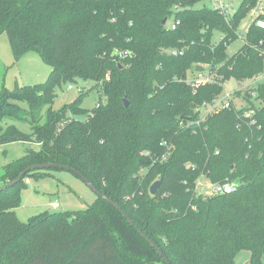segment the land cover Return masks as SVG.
Here are the masks:
<instances>
[{"label": "trees", "instance_id": "trees-1", "mask_svg": "<svg viewBox=\"0 0 264 264\" xmlns=\"http://www.w3.org/2000/svg\"><path fill=\"white\" fill-rule=\"evenodd\" d=\"M199 1L205 0H0V35L8 34L15 60L35 51L51 67L45 83L0 90V146H40L4 165L1 180L37 163L66 164L119 203L172 264H235L242 250L251 252L250 264H264V80L235 90L246 105L202 109L227 80L241 87L264 72V27L256 24L264 13L228 52L261 0H241L229 19L209 4L195 8ZM170 17L177 28L167 27ZM203 63L214 81L194 91L189 72L201 73L196 67ZM79 80L91 82L98 104L84 106L82 94L40 124L58 90ZM68 109L86 115L77 119ZM48 174L34 169L0 191V264H166L98 195L85 209L17 218L19 185ZM204 174L239 182L231 193L203 195L196 181ZM117 236L130 258L120 253Z\"/></svg>", "mask_w": 264, "mask_h": 264}, {"label": "rangeland", "instance_id": "rangeland-1", "mask_svg": "<svg viewBox=\"0 0 264 264\" xmlns=\"http://www.w3.org/2000/svg\"><path fill=\"white\" fill-rule=\"evenodd\" d=\"M233 1V7L237 8L241 0ZM203 4H211L210 0L199 1L195 4V8L201 7ZM260 4L264 6V0H261ZM230 12H232L230 10ZM257 10L251 11L245 19L240 23L239 38L232 41L228 48V52L231 54L236 51L242 44L243 40L240 37L241 34H245L247 25L255 18ZM173 18L170 17L167 22V27L172 23ZM218 34V33H217ZM216 34V35H217ZM217 38L219 37L216 36ZM170 49V53H171ZM208 64L203 63L204 70L206 72L210 68ZM200 66V65H199ZM51 67L42 60L40 55L35 51L24 54L19 60H15L12 47H10L8 34L5 32L0 35V90H14L16 87L23 85H31L35 83H45L49 78ZM209 72V71H208ZM200 74V73H199ZM196 74L189 72V77L193 78ZM198 75V74H197ZM196 75V76H197ZM72 86L69 88L68 86ZM91 82H85L79 80L76 84H64L62 89L58 90V97L53 104L47 105L42 112L40 124H44L48 121L50 112L59 114L64 108L71 105L77 98L84 94L83 105L89 109H93V106L98 104V95L95 91H89ZM237 83L234 78L227 80L224 83V90L221 93V97H224L227 93L233 94L234 102L238 106L246 105L237 96L234 97V92L237 89ZM238 91V89H237ZM100 97V94H99ZM203 113L209 112L210 108L203 106ZM73 114L78 118H83L86 114L83 112L73 113L70 109L67 110V115ZM15 123L25 130H31L29 124H20L19 122L5 121L3 124ZM40 148L37 143H29L23 141H17V143L2 144L0 146V187L5 184L2 180L4 165L17 161L20 157L24 156L27 151ZM50 174L45 176L26 177L22 184L19 185V203L14 208L17 218L23 222H28L34 215L46 211H65V210H80L88 207L89 204L95 202L96 192L84 181L81 176H78L71 170L48 168ZM209 180V179H208ZM232 183L238 184L239 179L229 180ZM10 182V181H8ZM203 182H207L206 176H204ZM7 183V182H6ZM208 183V182H207ZM117 246L120 253L126 258H130V253L127 252L123 242L116 237ZM264 258V256H263ZM235 264H250L251 252L248 250L240 251L235 257Z\"/></svg>", "mask_w": 264, "mask_h": 264}, {"label": "built area", "instance_id": "built-area-1", "mask_svg": "<svg viewBox=\"0 0 264 264\" xmlns=\"http://www.w3.org/2000/svg\"><path fill=\"white\" fill-rule=\"evenodd\" d=\"M211 4L210 6L213 9H218L219 11H221L224 16L229 19L230 15L232 14V12H230V10L232 9V3L230 0H210ZM257 10V15L261 13H264V6H262V4H260L256 9ZM232 11V10H231ZM179 23V20H175L172 23L171 28H177V24ZM256 24L259 26H263L264 27V20L262 19H258L256 21ZM241 38H243V34L240 35ZM171 53L174 55H178L181 54L183 52H180L177 49H172ZM197 75V74H196ZM193 76V78L189 77L187 79V81L190 83V86L192 87V89H194V91L197 90V88H199L201 86V84H206L209 82H213L214 81V77L213 75H211V73H208V71L206 72H201L200 74L198 73L197 76ZM264 80V72L250 80H248L243 86L239 87L240 82L236 81L237 83V89L238 90H242V89H248V87L256 85L259 82H262ZM69 88H72V86H68ZM251 88V87H250ZM251 93H253L256 96V93L253 92V90H251ZM240 98L242 100L241 97H237ZM234 102L233 99V94L232 93H227L224 97L217 96V98L211 102V103H206V107L210 108L209 112H213V111H217V109L220 108H224V107H230ZM243 102V101H242ZM252 110H249L246 113V116L249 117V115L251 114ZM204 176H206L205 174L202 175L201 177H199L197 179V185H196V191L199 194H203V195H220V194H225V193H231L233 191H235V189L237 188V184L232 183L230 181H225V182H212L210 180H208L207 176V182H203Z\"/></svg>", "mask_w": 264, "mask_h": 264}, {"label": "water", "instance_id": "water-1", "mask_svg": "<svg viewBox=\"0 0 264 264\" xmlns=\"http://www.w3.org/2000/svg\"><path fill=\"white\" fill-rule=\"evenodd\" d=\"M165 24V21L163 22ZM204 66H197L196 70L201 72L204 70ZM124 101V105L128 107L129 105V99L127 96L124 97L123 99ZM48 168H56V169H67V170H71L74 173H76L78 176H81L84 181L93 189L94 192H96V194L100 197H102L104 200L108 201L110 204H112L114 207H116L122 215H124V217L126 219H128V221L130 222V224L135 228V230H137L142 237H144L149 243L150 245H152L156 251L158 252V254L161 256L162 260L165 261L166 264H172L171 261L167 258V256L165 255V253L163 252V250L155 244V242L146 234V232L144 230H141L134 222L133 218L128 215V213H126L121 205L119 203H117L115 200H113L112 198L110 199L108 196H106L96 185H93L91 183V181L80 171V170H76L75 168L69 166V165H61L58 163H54V162H48V163H37V164H33L32 166L27 167L26 169H24L18 176L17 178H15L14 180L7 182L5 184H3L0 187V191H2V189L7 188V187H11L16 185L25 175L27 172L33 171L34 169H48ZM162 180L158 179L157 181L154 182V184L151 186L150 192L152 195H156L158 194V191L160 190V187L162 185Z\"/></svg>", "mask_w": 264, "mask_h": 264}]
</instances>
